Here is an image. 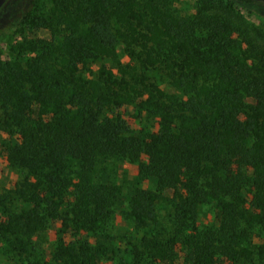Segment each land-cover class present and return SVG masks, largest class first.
<instances>
[{"label":"trees","instance_id":"16d2710c","mask_svg":"<svg viewBox=\"0 0 264 264\" xmlns=\"http://www.w3.org/2000/svg\"><path fill=\"white\" fill-rule=\"evenodd\" d=\"M35 3L14 22L21 39L0 50V147L25 174L0 192V248L12 262L168 264L183 249L192 264H250L256 252L264 264V245L252 241L264 222V62L247 30L212 13L220 0H200L187 16L169 0H52L50 12ZM38 29L56 31V44L36 41ZM99 60L107 62L94 70ZM155 67L181 95L150 81L144 70ZM124 105L158 130L131 128ZM111 158L137 162L157 189L126 196L97 174ZM163 199L174 206L169 229ZM125 200L142 249L130 246L131 260L116 261L112 237L98 231ZM202 204L215 206L217 228L199 229ZM51 220L62 227L40 254Z\"/></svg>","mask_w":264,"mask_h":264},{"label":"rangeland","instance_id":"374dc122","mask_svg":"<svg viewBox=\"0 0 264 264\" xmlns=\"http://www.w3.org/2000/svg\"><path fill=\"white\" fill-rule=\"evenodd\" d=\"M32 1L33 0H7L1 8L0 50L2 52L7 53L9 51V44L15 41L16 38L21 39L20 36L16 35L18 26L17 24H14V22L20 18L25 10L30 8ZM169 1L171 7L177 12V14L182 16L195 13L200 2V0ZM220 2L221 5H218L212 13L228 17L235 26L247 30L250 42L253 45L252 48L255 50L257 56L264 62V2L259 1L250 4L237 2L230 3L228 0H220ZM35 4L38 11L50 12L54 9L52 0H36ZM57 35L58 33L56 31L38 29L36 41H42L43 44L54 46L56 44ZM122 60L124 62L130 61L126 56H122ZM103 61L107 62V60H99V63H94L92 65L93 69L96 70ZM134 65H137L140 72L143 70L139 63H134ZM144 72L149 77L150 81L158 84L165 91L179 95L182 94V90L174 87L170 83L166 70L162 67L149 68L144 70ZM138 111L139 108L133 105H124L120 110L123 118L129 123L131 128L138 131L144 126H148L150 130L157 131L159 125L154 121L145 123L143 118L146 114L142 113L141 117H137L136 114ZM2 137L7 138L5 134H3ZM143 160L148 162V157L143 156ZM97 174L100 177L104 175V177H107L110 181L120 184L126 196L131 194L136 186L153 190H156L158 187L157 182L153 178L147 179L140 177L137 162L126 159L111 158L105 162L99 163L97 165ZM249 175H252L250 170ZM24 177V172L16 170L9 165L7 157L0 147V192L16 187L18 182ZM163 194L168 197L172 196L171 191H165ZM14 204L18 210L26 208L24 203L20 201H15ZM127 204V200L124 201V205L123 203H119L115 209L114 218L108 225L102 227L98 231V235L99 233H104L112 237L114 245L118 247L116 261L123 256L128 260H131V257L126 253V249L130 248V246L136 245L142 249L140 244L142 232L136 230L133 220L125 218V215L123 216L122 212L125 211L126 206H128ZM158 209L160 221L169 229L173 224L172 220L174 216V206L172 201L166 199L161 200ZM3 219L4 214L0 209V221ZM197 225L200 230H206L209 227L217 228L219 226V218L213 204H202L199 207ZM61 227V221L51 220L48 222V229L42 232V238H38L39 247L37 250L40 254L46 253V249H48V251H50L49 248L52 249L58 237L57 230ZM83 234L88 236L92 242H95L91 233L83 232ZM98 235H96V237ZM66 239H70L69 235L66 236ZM252 241L255 245H264V222L257 224L253 229ZM177 251L178 257L168 264H192V262L187 259L183 249ZM258 256L259 253L256 252L253 261L250 264H263L262 259ZM114 263L115 262L108 261L101 264ZM0 264H14L3 248H0ZM221 264H225V262Z\"/></svg>","mask_w":264,"mask_h":264},{"label":"water","instance_id":"95a60500","mask_svg":"<svg viewBox=\"0 0 264 264\" xmlns=\"http://www.w3.org/2000/svg\"><path fill=\"white\" fill-rule=\"evenodd\" d=\"M7 0H0V9L3 7V5L6 3ZM257 1H264V0H257Z\"/></svg>","mask_w":264,"mask_h":264}]
</instances>
